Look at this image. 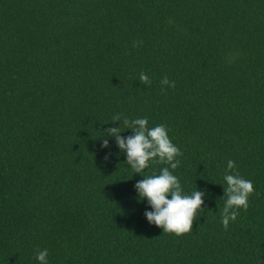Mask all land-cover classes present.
<instances>
[{
    "label": "trees",
    "instance_id": "16d2710c",
    "mask_svg": "<svg viewBox=\"0 0 264 264\" xmlns=\"http://www.w3.org/2000/svg\"><path fill=\"white\" fill-rule=\"evenodd\" d=\"M116 114L125 138L124 117L165 125L180 165L134 173L103 136ZM229 160L254 192L225 230ZM164 167L206 190L179 237L135 189ZM43 249L48 264H264V0H0V264Z\"/></svg>",
    "mask_w": 264,
    "mask_h": 264
},
{
    "label": "clouds",
    "instance_id": "9594fccd",
    "mask_svg": "<svg viewBox=\"0 0 264 264\" xmlns=\"http://www.w3.org/2000/svg\"><path fill=\"white\" fill-rule=\"evenodd\" d=\"M139 81L143 85L151 84L149 76L144 72L139 74ZM161 84L175 87V83L169 81L167 77L161 80ZM111 122H120V126L104 129L103 136L115 138L120 150L126 153V163L130 165L134 173L141 174L150 166V163L166 164L173 170L180 165V160L176 158L181 156L182 152L169 138L168 128L165 125L160 124L149 128L146 117L134 120L124 117L123 125L133 132L125 138L121 135L125 131L121 128V114L114 115ZM108 146V139H103L102 147ZM235 168V162L229 160L223 177L227 185L226 188L224 187V196L227 199L222 210L221 223L225 230L230 221L234 222L237 219L238 209L243 208L245 211L248 209L249 197L254 192L253 182L241 177L234 171ZM143 177L144 179L135 184V189L138 192V199L143 201L146 198L152 208V211L144 213L148 222L161 227L163 232L173 233L178 237L190 233L194 220L199 217L198 213L205 211L202 205L206 190H196L191 195L184 194L178 177L172 174L169 167L162 168L158 175ZM169 195L171 199L168 198ZM48 255V249H43L36 253L35 259L40 264H48Z\"/></svg>",
    "mask_w": 264,
    "mask_h": 264
}]
</instances>
